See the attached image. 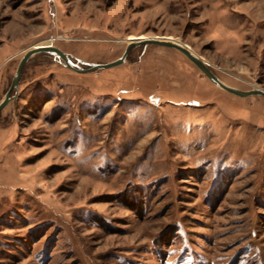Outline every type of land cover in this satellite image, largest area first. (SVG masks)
Wrapping results in <instances>:
<instances>
[{"label": "rangeland", "instance_id": "1", "mask_svg": "<svg viewBox=\"0 0 264 264\" xmlns=\"http://www.w3.org/2000/svg\"><path fill=\"white\" fill-rule=\"evenodd\" d=\"M130 35L264 90V0H0V102L34 45ZM9 95L0 264H264V96L153 43L36 52Z\"/></svg>", "mask_w": 264, "mask_h": 264}, {"label": "water", "instance_id": "2", "mask_svg": "<svg viewBox=\"0 0 264 264\" xmlns=\"http://www.w3.org/2000/svg\"><path fill=\"white\" fill-rule=\"evenodd\" d=\"M145 43H153V44H158V45L169 46V47H173V48L179 50L184 56H186L191 62H193L195 64V66L202 73H204L207 78H209L213 83L221 86L222 88H224L228 92H231V93L236 94L238 96H248V95H262V96H264V90L263 89L239 90V89L232 88V87H229V86L223 84L219 80V78L208 67V63L205 62L204 60H202L199 56L195 55L192 51H190L189 48H187L185 46V44H180V43H177V42H174L171 40H167L164 37H155V38H145V39H138V40L131 41L126 46V49L120 58L113 60L111 62H107V63L92 64L91 66H89L87 68H75L74 64L71 62L69 56L66 53H64L63 51H61L60 49H58L57 47H54L53 45L33 47V48L29 49L28 51H26L25 54L20 59L19 64H18L16 71H15V74L12 78L10 87H9L8 91L6 92L4 99L0 102V109H2L7 104V102L9 101V99H10L9 93L17 85V82H18V79L20 77L21 70H22L24 64L27 62L29 57L36 52L49 51V52L57 55L59 58H61L64 61V63L66 64V66L72 67V68H74L78 71H81V72H91V71H94L98 68L111 67V66H115V65L122 63L126 54L129 51V49L133 45H140V44H145Z\"/></svg>", "mask_w": 264, "mask_h": 264}, {"label": "bare ground", "instance_id": "3", "mask_svg": "<svg viewBox=\"0 0 264 264\" xmlns=\"http://www.w3.org/2000/svg\"><path fill=\"white\" fill-rule=\"evenodd\" d=\"M131 38H135V39H133V40H138V39H145V38H148V37H145L144 35H139V36H133V35H130V36H128V39H131ZM155 38V37H154ZM165 39H167V40H171V41H174V42H177V43H180V44H183L180 40H178V39H175V38H173V37H171V36H165L164 37ZM49 45H52L51 44V42L50 41H46V42H44V43H42V44H38V45H34V47H36V46H49ZM187 48H189V46L188 45H185ZM193 52V51H192ZM194 53V52H193ZM195 54V53H194ZM196 55V54H195ZM209 65V64H208Z\"/></svg>", "mask_w": 264, "mask_h": 264}]
</instances>
